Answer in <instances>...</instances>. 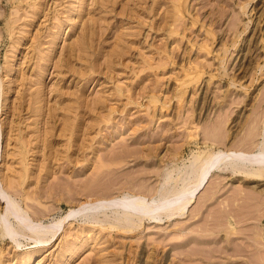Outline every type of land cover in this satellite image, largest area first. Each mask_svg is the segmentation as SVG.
Returning a JSON list of instances; mask_svg holds the SVG:
<instances>
[{"label": "rangeland", "instance_id": "rangeland-1", "mask_svg": "<svg viewBox=\"0 0 264 264\" xmlns=\"http://www.w3.org/2000/svg\"><path fill=\"white\" fill-rule=\"evenodd\" d=\"M255 145L264 0H0V189L41 229L60 222L42 234L10 217L0 264H264V177L233 165L181 214L69 216L159 196L198 157Z\"/></svg>", "mask_w": 264, "mask_h": 264}, {"label": "bare ground", "instance_id": "bare-ground-1", "mask_svg": "<svg viewBox=\"0 0 264 264\" xmlns=\"http://www.w3.org/2000/svg\"><path fill=\"white\" fill-rule=\"evenodd\" d=\"M176 9L178 11L182 10L181 3L178 4ZM221 133L220 129L214 131V134L219 135V137L223 136V133ZM251 142L253 144L254 141L251 140ZM222 165H233L236 173H243L247 177H257L260 180V178L264 177V145H261L260 148L257 146L251 150L243 148H218V150L211 151L204 157H198V160L196 159V163H194V167L189 172L187 170L184 171L183 173L185 174H182L177 179L175 188L172 191L151 197L124 193L109 198L92 199L91 201L88 200L80 203L77 208L71 209L69 216H72L73 212L76 211L93 212L108 208L124 211L128 215H138V217L142 218H154L163 211L169 212L167 213L168 216L178 213L181 214L194 201L196 194L203 189L212 172ZM0 194L6 201V208H4L6 216L0 221V230L3 235L13 236L14 239V234H20L19 228L16 230L15 227H12V221H9L10 217L15 218L23 229L30 230L33 233L42 232L44 234L58 230L60 222H55L50 226L44 225V229L46 226L48 228L46 227V230L41 229L43 224L41 222H35L26 211L21 209L19 203L13 197L2 189H0ZM234 230L236 229L234 228Z\"/></svg>", "mask_w": 264, "mask_h": 264}]
</instances>
